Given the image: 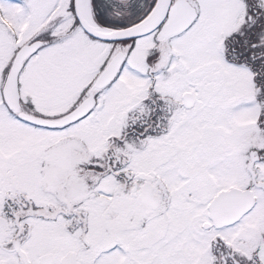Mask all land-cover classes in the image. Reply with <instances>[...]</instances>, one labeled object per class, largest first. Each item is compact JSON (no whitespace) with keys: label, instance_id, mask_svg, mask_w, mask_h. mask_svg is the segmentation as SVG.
I'll list each match as a JSON object with an SVG mask.
<instances>
[{"label":"snow or ice","instance_id":"6c2138e0","mask_svg":"<svg viewBox=\"0 0 264 264\" xmlns=\"http://www.w3.org/2000/svg\"><path fill=\"white\" fill-rule=\"evenodd\" d=\"M0 264H264V0H0Z\"/></svg>","mask_w":264,"mask_h":264}]
</instances>
